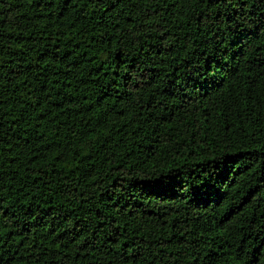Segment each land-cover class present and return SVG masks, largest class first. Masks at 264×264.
Segmentation results:
<instances>
[{
  "label": "trees",
  "instance_id": "obj_1",
  "mask_svg": "<svg viewBox=\"0 0 264 264\" xmlns=\"http://www.w3.org/2000/svg\"><path fill=\"white\" fill-rule=\"evenodd\" d=\"M0 264H264V0H0Z\"/></svg>",
  "mask_w": 264,
  "mask_h": 264
}]
</instances>
